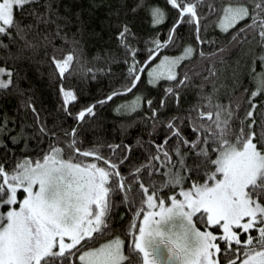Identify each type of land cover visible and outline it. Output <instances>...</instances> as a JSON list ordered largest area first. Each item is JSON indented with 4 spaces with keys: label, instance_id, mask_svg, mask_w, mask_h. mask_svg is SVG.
I'll use <instances>...</instances> for the list:
<instances>
[{
    "label": "snow or ice",
    "instance_id": "6c2138e0",
    "mask_svg": "<svg viewBox=\"0 0 264 264\" xmlns=\"http://www.w3.org/2000/svg\"><path fill=\"white\" fill-rule=\"evenodd\" d=\"M0 264H264V0H0Z\"/></svg>",
    "mask_w": 264,
    "mask_h": 264
},
{
    "label": "trees",
    "instance_id": "16d2710c",
    "mask_svg": "<svg viewBox=\"0 0 264 264\" xmlns=\"http://www.w3.org/2000/svg\"><path fill=\"white\" fill-rule=\"evenodd\" d=\"M86 2V0H85ZM107 2V0H97V3ZM161 4L163 0H160ZM85 19L87 21V28L90 32H100L102 29V21L104 19L103 10L99 13L88 14L85 13ZM87 39V51L88 58L91 59L92 56L97 55L100 48L104 47L103 41L95 36H91L86 32ZM100 55H103L101 52ZM119 68L117 67V71ZM146 77V73H144ZM69 83H76L80 87L81 94L84 98L91 101L92 98L98 99L102 94H106L107 91L112 87L110 80L107 76L100 75L95 80H83V81H69ZM144 86L141 85L142 89ZM140 89L134 91L131 95L124 94L121 97L114 98L113 102L107 104V106H102L98 108L99 116L98 119H102L103 126L102 131L104 134L111 137H119L121 122L125 119H131L133 121L139 120V116L132 115L130 117L125 115H119L114 113V108L116 104H120L126 101H131L132 97L139 92ZM36 102L37 105L42 108L43 112L54 111L57 105V97L53 89L47 86L44 82L39 80L36 81ZM15 102L14 100L12 101ZM84 101L82 100V103ZM138 129L135 127L129 131L134 135Z\"/></svg>",
    "mask_w": 264,
    "mask_h": 264
},
{
    "label": "rangeland",
    "instance_id": "374dc122",
    "mask_svg": "<svg viewBox=\"0 0 264 264\" xmlns=\"http://www.w3.org/2000/svg\"><path fill=\"white\" fill-rule=\"evenodd\" d=\"M113 111H114V110H113ZM114 113H115V114H119V115H125V114H122V113H117V112H115V111H114Z\"/></svg>",
    "mask_w": 264,
    "mask_h": 264
}]
</instances>
